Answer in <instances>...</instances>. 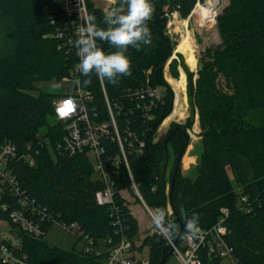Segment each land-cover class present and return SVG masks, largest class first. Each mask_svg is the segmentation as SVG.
<instances>
[{
  "label": "trees",
  "instance_id": "1",
  "mask_svg": "<svg viewBox=\"0 0 264 264\" xmlns=\"http://www.w3.org/2000/svg\"><path fill=\"white\" fill-rule=\"evenodd\" d=\"M87 2L89 14L96 17L100 27H106L102 7L94 0ZM197 2L151 0L154 14L147 21L151 43L128 47L126 55L131 60V75L119 77L116 85L95 74L90 77L91 84L85 85L83 81L89 77L82 75V86L93 95L94 101L89 103L91 117L97 122L109 120L110 104L124 137L130 130L142 134L144 128L143 111L138 109L142 99L135 90L163 87L165 98L153 108L154 118L148 121L145 134L139 136L147 139L145 154L129 157L141 194L154 208L168 209V204L173 207L170 219L179 226L180 220L193 215L199 217L200 227L212 226L218 220L220 209L229 207L228 241L234 246L236 256L243 264H264V0H229L221 9L216 17L220 44L206 47L199 58L198 71L191 72L185 65L187 90L180 91L183 100L188 95L191 109L188 124H175L168 135L155 138L163 121L165 127L173 120L170 116L175 96V113L180 117L187 113L180 93L166 75V66L177 47L168 33V22L173 12H179L182 18L190 16ZM64 6L65 0H0V25L8 24L10 33L3 38L8 43L6 49L0 51V148L5 141H11L22 155L29 153V147L36 146L43 138L54 145L65 131L64 124L56 119L53 104L66 93L32 92L38 88L37 82L68 77L79 61L77 37L73 31L65 32L61 28L63 20L72 19L65 14ZM199 13L198 7L194 14L197 17ZM70 38L73 44H69ZM97 44L105 52L117 51L106 42L98 40ZM170 68L171 75L178 79L176 58ZM197 114L203 137L202 165L196 177L190 178L182 174V157L190 140L186 129L193 125ZM52 117L54 122H50ZM102 140L106 154L120 153L117 142L110 137ZM48 145L40 149L34 166L21 159L13 161L11 168L24 187L25 196L48 206L60 221H77L86 235L96 240L95 247L88 253L83 247L52 246L45 241V236L53 226L48 229L42 223L47 232L40 237L19 230L22 244L14 247L15 253L27 257L28 264H104L109 254L108 240L120 239L110 207L99 206L96 201L95 193L104 183L96 177L87 155L58 156L56 160ZM171 155L174 159L169 182L167 169ZM108 168L116 182V201L126 217L125 226H129L130 235L137 234L140 224L119 193L122 189L132 190L128 169L124 163L118 167L108 165ZM230 171L240 186V193L234 190ZM241 194L248 196L250 212L242 208ZM3 200L10 205L4 211L0 208V218L15 226L10 213L16 205L10 198ZM180 229L183 232L184 228L180 226ZM143 245L150 246L153 264H160L168 242L153 233Z\"/></svg>",
  "mask_w": 264,
  "mask_h": 264
},
{
  "label": "built area",
  "instance_id": "2",
  "mask_svg": "<svg viewBox=\"0 0 264 264\" xmlns=\"http://www.w3.org/2000/svg\"><path fill=\"white\" fill-rule=\"evenodd\" d=\"M104 2L102 8L104 12L115 5H110L109 0H99ZM119 0H117V4ZM87 0H65L64 12L72 19L63 20V31L74 32V36L79 37V29L83 24L81 15H87L88 12ZM172 14H176L173 12ZM63 34L60 33V35ZM69 44L72 39H69ZM79 61L70 70L67 81L73 83L69 89H66L62 96L55 99L54 111L57 116V121L64 124L65 131L57 138L53 147L56 155L61 157L76 156L79 154L87 155L88 159L92 162L93 168L96 170L97 178L104 183L101 190L95 193L96 201L99 206L108 205L112 211L111 217L114 224L117 226V235L120 237L117 241L114 238L108 240L107 255L105 264H153L150 259V246L143 245L139 231L137 234H129V226H125L126 217L120 212L119 204L115 196V184L112 179L108 165L118 167L124 163L128 169V174L132 181V193L137 195L142 205L148 209V213L152 217V213L157 208H152L144 199L141 194L137 181H135L130 162L131 154L144 155L147 146V139L139 138L138 131H129L127 137H124L120 131L116 120V113L113 112L109 104V111L111 112L110 119L107 121H96L92 118L89 112V103L93 102V95L91 91L74 82L79 79L81 81L82 74L78 70ZM163 87H150L139 88L135 93L142 100L138 105V109L143 111L142 122L144 128L141 129L144 135L148 126V121L153 119V108L159 106L163 102L164 96ZM63 109V112L60 111ZM163 125V124H162ZM162 127V126H160ZM160 129L158 128L157 131ZM103 137H110L118 143L120 153L108 155L106 148L102 144ZM51 144L50 140L42 139L38 141L36 146H30L29 153L19 154L17 145L11 141H5L0 148V208L2 211L9 208L8 203L4 202V197L10 198L14 201L16 209L11 211L10 219L19 230L28 232L32 237H40L46 235V227L42 223L52 227L58 223L65 227L66 230L72 232L77 236L79 241H83V248L86 252L90 253L95 247V239L86 235L82 230V225L77 221L68 222L59 220L58 214L39 203L37 199H29L25 196L24 187L21 185L20 180L13 172L11 164L13 161L24 159L29 166L36 164L37 157L40 149L44 145ZM155 190V188H152ZM127 189L120 190V195L127 200ZM167 192H169L167 187ZM240 203L242 208L246 211H251V204L249 203L246 194L240 195ZM128 204V203H127ZM129 207V204H128ZM168 209L173 213V207L168 204ZM132 213V212H131ZM133 215V213H132ZM230 216L229 207H222L218 216L217 222L209 227H200L201 232L199 238L188 241L179 238L178 242L169 244V249L173 251L171 255L176 256L174 264H243L236 256L234 246L228 241L231 230L228 226ZM155 234L159 235L155 229ZM152 232L151 234H153ZM11 243V244H10ZM22 244L19 234L4 233L0 231V261L2 264H28L27 257H19L15 253L14 247H19ZM148 253L146 254V252ZM146 254V255H145ZM169 258V257H168ZM167 258V259H168ZM167 261V260H166ZM165 264H167L165 262Z\"/></svg>",
  "mask_w": 264,
  "mask_h": 264
},
{
  "label": "rangeland",
  "instance_id": "3",
  "mask_svg": "<svg viewBox=\"0 0 264 264\" xmlns=\"http://www.w3.org/2000/svg\"><path fill=\"white\" fill-rule=\"evenodd\" d=\"M96 1V5L100 7H104V2L99 1V0H94ZM208 2L207 5L208 7L204 9V5ZM219 0H198L196 3L194 9L192 10L193 12L191 13L190 16L187 18H182L180 16V13L177 12L176 14H171L169 16V22H168V33L171 35L173 40H175L177 43L176 45L178 46L179 42H181V39L184 37L183 33L186 29V26H184L185 19L188 20V27L190 32L193 35V38L196 39L197 43V53H198V64L196 68H192L186 61V54L182 53V51H178L177 47L175 50V56L173 57L177 59V68H179V78H175L171 75L170 71V63L173 61L171 59L166 68L167 71L169 72L170 76L168 80L171 81L172 87L178 91L181 95V101L182 105L186 107L187 113H185L182 117L177 115L175 113V108H176V96L174 99L175 102V107L173 105V113L171 114L170 118L173 120H170L165 127H159V131L156 132L155 138L158 140L162 138L163 136L168 135L170 131L175 127V124L180 123L186 124L188 121V118L190 116V105L188 101V95H187V100H183L182 98V92H185V89L187 90V84H186V67L185 65L191 70V72H196L199 70V58L202 56V52L205 51L206 47L214 44H220L221 38L219 35L218 31V24L216 21V17L221 11V9L229 2V0H220V3L218 4ZM218 5V8H217ZM199 7L200 13L196 17L194 14L195 10H197ZM217 8V10H216ZM154 10H152V15ZM217 12V14H216ZM151 15V16H152ZM8 24L5 26L0 25V51L6 49V45L8 43H4V36H7L9 33L8 29ZM183 55V56H180ZM166 71V72H167ZM57 83L60 84L59 88L53 87V84ZM73 83L71 81H67L66 79L63 80H42L41 82H37V89L33 90L32 92L35 94L40 93L41 91H52L53 93H64L66 89H69L70 86H72ZM174 90V94L176 95V92ZM181 90V91H180ZM165 121V120H164ZM163 121V123H164ZM50 122H54V117L50 118ZM162 123V124H163ZM195 123V124H194ZM193 125L189 126L186 129V132L188 133L190 140L189 144L186 148V153L182 157V174L183 176H187L190 178L196 177L199 168L201 167V160H200V154L202 153V144H201V139L203 137L200 135L201 132V122L199 120V115L197 114L195 117ZM188 124V123H187ZM50 148V152L53 156H55L56 160L58 159V156L56 155L55 149L53 147V144L51 143L48 145ZM173 153V152H172ZM173 155H171V160H170V165L169 169H167V180L170 182V172L171 169L173 168L172 162H173ZM96 177L97 174L95 173ZM230 177H232V182H233V187L234 190L237 193H240V186L238 185V182L236 181V178L233 177L232 172L230 171ZM170 184V183H169ZM169 190V185L167 186ZM125 195H127V203L129 204L130 209H132V213L134 216L138 219V222L140 223L139 226V236H141L142 242L148 237V235H151L152 232L155 231V227L152 224V217L148 213V209L145 208V206L142 205L141 201L138 199L137 195L132 193L131 189H129L127 192H125ZM152 207V206H151ZM154 208V207H152ZM0 231H3L4 233H14L18 234L19 229L16 228L13 224H11L8 220H3L0 218ZM155 233V232H154ZM45 241H47L50 245L52 246H58L59 248H66L70 249L72 247H76L77 249H81L83 247V241H79L77 239V236L74 235L72 232L68 231L65 229L64 226L59 225L58 223L53 225V228L50 229L45 236ZM148 251L146 252V254ZM145 254V255H146ZM106 260L104 261L105 264ZM176 262V256L175 255H170L169 258L167 259L166 263L167 264H174Z\"/></svg>",
  "mask_w": 264,
  "mask_h": 264
},
{
  "label": "clouds",
  "instance_id": "4",
  "mask_svg": "<svg viewBox=\"0 0 264 264\" xmlns=\"http://www.w3.org/2000/svg\"><path fill=\"white\" fill-rule=\"evenodd\" d=\"M109 3L115 6L105 12L106 27H100L94 15L80 14L83 24L75 47L78 49V70L89 77L83 81L85 85L91 84L93 74L116 85L119 77L131 75V60L126 55L128 47L151 43V30L147 24L153 10L151 0H119L118 4L117 0H109ZM98 40L108 43L117 51L105 52L98 46ZM74 83L80 85L81 81L77 79ZM53 87L59 88L60 84L54 83ZM170 217V209L158 208L152 213V224L166 242L172 244L177 238L188 241L199 238L201 229L198 216L193 215L185 220L183 232Z\"/></svg>",
  "mask_w": 264,
  "mask_h": 264
},
{
  "label": "bare ground",
  "instance_id": "5",
  "mask_svg": "<svg viewBox=\"0 0 264 264\" xmlns=\"http://www.w3.org/2000/svg\"><path fill=\"white\" fill-rule=\"evenodd\" d=\"M220 3V0L218 2V4ZM218 7V5H217ZM217 10V8H216ZM188 20L185 19V23L184 26H186V29L183 33L184 37L181 39V42H179L177 49L178 51H182V53L186 54V61L187 63L192 67L195 68L194 66H196L198 64V53H197V41L196 39L193 38L192 33L189 30L188 27Z\"/></svg>",
  "mask_w": 264,
  "mask_h": 264
},
{
  "label": "water",
  "instance_id": "6",
  "mask_svg": "<svg viewBox=\"0 0 264 264\" xmlns=\"http://www.w3.org/2000/svg\"><path fill=\"white\" fill-rule=\"evenodd\" d=\"M217 8H218V7H217ZM166 75H167V77L169 78L170 74H169L168 71L166 72ZM139 157H141V156H139ZM180 221H181L180 226L184 228L185 220H184V221H183V220H180ZM178 240H179V238H177V239L175 240V243H177ZM168 245H169V244H168ZM168 245L165 247V252L163 253V257H162V259H161V261H160V264H165V262H166V260H167V258H168V255L173 253V251H170V252H169V247H168Z\"/></svg>",
  "mask_w": 264,
  "mask_h": 264
},
{
  "label": "crops",
  "instance_id": "7",
  "mask_svg": "<svg viewBox=\"0 0 264 264\" xmlns=\"http://www.w3.org/2000/svg\"><path fill=\"white\" fill-rule=\"evenodd\" d=\"M129 209H130V207H129ZM132 210V209H131ZM131 212H133V211H131ZM133 216H134V214H133ZM135 217V216H134ZM136 218V217H135ZM137 219V218H136ZM138 220V219H137ZM139 223V222H138ZM140 224V223H139Z\"/></svg>",
  "mask_w": 264,
  "mask_h": 264
},
{
  "label": "snow or ice",
  "instance_id": "8",
  "mask_svg": "<svg viewBox=\"0 0 264 264\" xmlns=\"http://www.w3.org/2000/svg\"><path fill=\"white\" fill-rule=\"evenodd\" d=\"M61 112H63V109H60Z\"/></svg>",
  "mask_w": 264,
  "mask_h": 264
}]
</instances>
